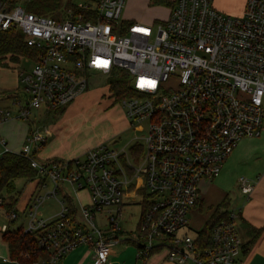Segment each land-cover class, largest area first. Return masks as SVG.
Wrapping results in <instances>:
<instances>
[{"label": "built area", "instance_id": "1", "mask_svg": "<svg viewBox=\"0 0 264 264\" xmlns=\"http://www.w3.org/2000/svg\"><path fill=\"white\" fill-rule=\"evenodd\" d=\"M125 2L74 0L56 19L0 0V35L15 29L33 51L21 58L33 64L13 93L16 119L31 123L32 111L46 115L70 104L87 92L92 74L125 73L134 95L118 104L130 127L144 126L136 139L142 143L130 150L98 144L82 159L57 161L37 159L47 129H30L18 152L0 136V156H22L43 181L22 212L23 233L40 232L38 247L51 254L40 264H57L82 245L93 249V264H110L117 240L105 232L120 233L123 208L138 204L136 232L128 236L138 259L162 250L173 264H245L238 210L227 211L203 249L197 233L181 231L189 227L201 181L217 177L241 139L263 130L264 0H245L237 16L218 11L212 0H175L168 20L155 26L124 21ZM10 119L0 107V125ZM238 189L248 196L253 186L240 178ZM50 199L59 211L45 219L40 207ZM99 214L105 229L95 224ZM5 216L8 223L18 219L16 212Z\"/></svg>", "mask_w": 264, "mask_h": 264}, {"label": "rangeland", "instance_id": "2", "mask_svg": "<svg viewBox=\"0 0 264 264\" xmlns=\"http://www.w3.org/2000/svg\"><path fill=\"white\" fill-rule=\"evenodd\" d=\"M18 4L20 3L18 2ZM129 11H133L138 16L136 21L144 25L155 26L158 23L162 24L168 20L171 8L162 4L152 5L149 3V0H147L145 6L137 8L135 6L133 7L130 0H126L121 17H125V14ZM11 58L10 55L0 56V101L3 102L0 104V107H7L10 110L11 119L4 125H8L12 133L9 140L6 138L10 141L12 151H19L22 146L21 143L23 142H20V136L23 134L26 135V133L29 132V127L31 130H37L40 133L44 132L45 128L51 131L53 130L50 135L51 137L48 136L47 138L48 144H51L53 150L65 151L70 154L71 156L69 157L72 158L78 157L82 159V154L85 151L98 144H106L115 146L116 148L127 147V149L130 150L142 143L141 140L136 139L141 138V135L144 134V126L132 128L128 125L123 108L108 92L106 78L101 74H92L88 80L87 92L76 98L70 104L58 109L59 112L55 115L46 116L43 114V110H39L31 112V123L29 121L26 122L16 119L17 108L12 104L14 103L12 99L13 91H19L22 88L19 74L21 72L28 73L33 63L25 62L21 58H19L18 62H12L10 60ZM1 91L10 92H4L3 95ZM19 101H21V103L23 102L21 96L19 97ZM41 151L42 150L39 152L41 153ZM39 152L37 154H39ZM254 156L257 158L258 154L253 152V158ZM240 178L248 180L244 170H242L241 167L231 168L230 173L222 178V184L220 180H214L210 186L219 191L225 190L231 192L228 198L234 200L238 194L237 188ZM36 183L37 178L30 181L17 180L15 182V191L17 193L15 209L17 211H21L26 206L28 199L34 191ZM78 197L84 200L85 194L80 193ZM232 203L234 204L235 201ZM58 211L59 205L53 199L45 200L40 207V213L45 219L55 215ZM141 211L142 207L138 204L123 208V216L120 221V228L123 235L133 236L135 234ZM6 213L7 211L1 205L0 226L2 224H8L5 216ZM19 215L22 216L21 213ZM193 217L191 218L189 227L181 232L193 234L196 230L191 227V224L194 225V227H199L201 225L199 217L197 218L196 214ZM102 221V215H97L95 224L105 229ZM19 224L20 221L17 220L14 225L16 227ZM130 246L135 248V257L137 247L134 244ZM162 253L163 251L161 250L157 256H153L155 258L150 264L157 262ZM133 260H135V258H133ZM144 262L145 261L140 259L137 264H145Z\"/></svg>", "mask_w": 264, "mask_h": 264}, {"label": "crops", "instance_id": "3", "mask_svg": "<svg viewBox=\"0 0 264 264\" xmlns=\"http://www.w3.org/2000/svg\"><path fill=\"white\" fill-rule=\"evenodd\" d=\"M130 1L133 7L135 6L137 8L145 6L147 2V0ZM165 1H168L170 4L174 2V0ZM149 3H151L152 5L159 4L154 0H149ZM244 4L245 0H212V5L215 9L222 13L232 16L240 15L243 11ZM136 18H138V16L133 11H129L125 14V17L123 16L122 19L124 21H136ZM1 103L3 102L0 101V104ZM4 124L0 125V136L5 139L9 150L12 151L10 147V141H8L12 133L8 125ZM30 129L31 128L29 127L28 131ZM47 131L48 136H50L53 130L51 131L47 129ZM27 134L28 132L26 133V135L23 134L22 136H20V142H24V139ZM41 150V153L39 152V154H37V159L40 162L47 160H71L75 158L69 157L71 155L66 153L65 151L53 150L51 148V144H48V141H46V143L42 146ZM253 152H256L258 154L257 158H255V156L253 158ZM235 167H241V169L244 170L245 175L248 177V180L253 186V189L248 196H245L237 188L238 194L233 200L228 198L231 192H227L225 190L219 191L218 189H214L210 185L214 180H220V183L222 184V178L226 174L230 173L231 168ZM199 186V201L195 208L190 212L189 225L191 218L195 216V214L197 215V218L199 217L201 225L199 227H194V225L191 224V227L196 230L193 233H198V231L203 227L205 221L210 215V209L213 210L223 199L226 198L228 210H238V231L243 240V245L247 244V242L250 241V237L248 236L246 230L247 226L261 230L258 237L253 241V243L249 244L246 249H242L240 259L245 264H264V126L261 135L258 138L241 139L236 148L225 161V164L222 167L219 175L211 180L204 179V181H201ZM80 193L85 194V199H80L85 203L88 202L87 192L81 191ZM233 201H235L234 204L232 203ZM55 202L57 203L56 200ZM232 204L234 207L232 206ZM25 207L21 211L16 210L17 214L22 213L23 210H25ZM105 235H107V237L111 240H117V242L111 248V253L109 256L110 264H137L138 260L140 259L137 258V249L134 257L135 248L130 246L134 243L132 242V240L129 239V235H123V232H105ZM157 254H153L149 258L141 260L145 261V264H150V262H152L155 258L153 256H157ZM0 257L8 259L7 262H0V264H19L9 259L7 245L2 240V232H0ZM93 257V249L89 246L82 245L68 252L57 264H93ZM133 258H135V260H133ZM32 264H40V262ZM151 264L173 263L166 261L161 255L159 256L157 262H153Z\"/></svg>", "mask_w": 264, "mask_h": 264}, {"label": "trees", "instance_id": "4", "mask_svg": "<svg viewBox=\"0 0 264 264\" xmlns=\"http://www.w3.org/2000/svg\"><path fill=\"white\" fill-rule=\"evenodd\" d=\"M19 2L26 11L44 16H51L53 18H59L60 14L66 8L72 6L74 0H13ZM159 4L170 6L171 8L175 4L169 3L165 0H154ZM33 51L27 48L23 43V38L20 32L15 29H10L0 35V56L10 55L12 62H18L19 58L32 56ZM106 86L108 92L115 99L120 102L123 99L133 96L129 86L126 84V74L121 73L118 75L113 74L107 77ZM4 92L1 91L4 95ZM12 92V91H11ZM14 92V91H13ZM58 110L47 112L46 116L55 115ZM30 131V130H29ZM37 170L30 166L28 160L16 153H4L0 156V198H2V205L7 211L16 212L15 206L17 203V193L15 191V182L17 180H34L37 177ZM43 181H39L32 196L38 192L42 186ZM7 202V203H6ZM70 203V202H69ZM198 204V203H197ZM70 205V204H69ZM72 206V205H70ZM210 215L205 221L203 227L198 231L196 236V245L199 248H205L210 243V236L213 227L220 221L226 220L228 217V204L227 199H223L213 210L210 209ZM17 213V212H16ZM20 216L18 214V221L20 224L15 227V222L8 223V230L2 232V240L5 242L8 248L9 259L19 264H32L41 261H47L51 255L48 251H44L38 247V236L40 232L35 233H23L24 216L23 213ZM250 241L243 245L242 249L253 243L258 237L260 229L246 227ZM159 253V250H154L149 256ZM164 257V254L162 253Z\"/></svg>", "mask_w": 264, "mask_h": 264}]
</instances>
